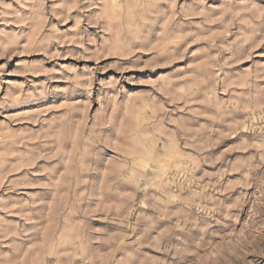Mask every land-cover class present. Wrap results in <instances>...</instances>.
Returning <instances> with one entry per match:
<instances>
[{"label":"rangeland","instance_id":"obj_1","mask_svg":"<svg viewBox=\"0 0 264 264\" xmlns=\"http://www.w3.org/2000/svg\"><path fill=\"white\" fill-rule=\"evenodd\" d=\"M0 264H264V0H0Z\"/></svg>","mask_w":264,"mask_h":264}]
</instances>
